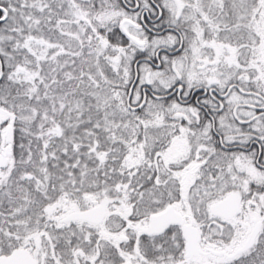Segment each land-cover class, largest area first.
Masks as SVG:
<instances>
[{
  "label": "snow or ice",
  "instance_id": "6c2138e0",
  "mask_svg": "<svg viewBox=\"0 0 264 264\" xmlns=\"http://www.w3.org/2000/svg\"><path fill=\"white\" fill-rule=\"evenodd\" d=\"M0 264H264V0H0Z\"/></svg>",
  "mask_w": 264,
  "mask_h": 264
}]
</instances>
